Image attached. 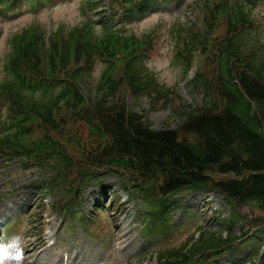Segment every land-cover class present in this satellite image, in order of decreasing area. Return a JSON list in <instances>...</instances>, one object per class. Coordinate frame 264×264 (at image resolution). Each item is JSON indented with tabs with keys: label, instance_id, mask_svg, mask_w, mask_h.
<instances>
[{
	"label": "trees",
	"instance_id": "16d2710c",
	"mask_svg": "<svg viewBox=\"0 0 264 264\" xmlns=\"http://www.w3.org/2000/svg\"><path fill=\"white\" fill-rule=\"evenodd\" d=\"M138 1L126 0V3ZM141 1L144 5L148 0ZM250 3L251 0H213L201 8L203 32L197 36L198 40L216 45L212 34L220 19L225 18L231 35L217 44L218 86L212 87L204 75H198L210 97L202 109L184 111L186 119L179 130H153L143 116L127 110L125 106L108 104L122 88V82L114 78L116 61L121 60L127 80L125 85L134 96L150 92L158 94L161 90L155 87L154 76L145 71L140 62L143 51L151 47L153 40H150V34L125 36L107 25L100 37H96L92 24L86 25L89 27L83 31L80 28L72 30L70 37L77 43H83V46H75L74 54L68 45L61 46L58 52L51 49L58 33L53 35L50 47L45 48L43 29L42 33L31 32L33 35L27 34L15 43L13 40L11 55L7 57L5 72L0 79V100L7 101L10 109L12 104L17 105L20 119H28L26 123L42 120V117L44 124L55 126L57 122L53 111L63 100L68 107L86 106V103L72 83L66 82L58 93L51 89L54 79H40L34 71L37 64L45 58L50 65L53 62L68 67L82 59L92 61V52L94 55L99 52L112 65L105 76V86L109 90L92 106L104 118L95 120H103L101 125L92 126L91 119L86 122L97 138L102 137V130L109 133L111 146L95 152V160L103 166L115 168L117 172H133L146 182L133 187L141 189L139 192L144 194L151 211L147 233H166L169 198L185 189L215 187L225 195L231 206H257L264 211V46L258 45L256 37H249L247 32L254 31L252 15L247 11ZM194 38H191V44ZM87 44H92L93 48L89 49ZM117 53H121L122 57L117 58ZM83 69V66L77 68L79 71ZM77 75L79 73L73 76L75 80ZM42 86L48 93L39 95L44 98H36L35 92L40 93ZM106 108L110 112H104ZM74 113L86 116L82 111ZM25 124L13 123L10 130L0 136V156L8 153L7 146H14L20 141L22 128L25 135ZM191 134L195 137L193 140L187 137ZM49 149L57 158L60 169L68 170L71 160L57 141L48 139L37 147L39 152H48ZM211 172L236 177L217 181L209 176ZM68 190V197L71 198L72 189ZM236 219L240 220L237 213L231 218L230 230ZM258 226V231L264 233V219L259 221ZM224 242L226 239L222 235L211 232L210 236L202 235L191 248L170 250L164 258L175 261V264H192L197 259L206 258L207 250H216Z\"/></svg>",
	"mask_w": 264,
	"mask_h": 264
},
{
	"label": "rangeland",
	"instance_id": "374dc122",
	"mask_svg": "<svg viewBox=\"0 0 264 264\" xmlns=\"http://www.w3.org/2000/svg\"><path fill=\"white\" fill-rule=\"evenodd\" d=\"M79 1L80 0H71L66 6L62 5V7L54 10L45 7L44 10L40 11L38 14H33L31 11L26 12L18 19H7L0 13V68L4 62L6 53L9 51L8 39L13 33L19 31L24 26L29 25L32 22H41L42 24L47 25L48 28L58 23L65 24L66 26H72L82 19L79 15ZM194 1L196 0H171L165 5H155L152 10V15L147 14L145 18L136 17L134 23L129 25L126 29L128 32L142 34L146 31H151L152 28L159 27L158 31L160 34L156 36L153 50L147 53L145 60L147 66L158 74L160 81L166 87H175V94L170 97L171 100L168 103L163 100L153 101L148 97L135 99L126 89H123L120 94L121 98L128 102L131 110L146 115L152 122L153 127L156 129H161L165 125H169L173 128L177 127L182 120L174 117V115H178L185 106H194L196 104L201 105L205 99L203 92L195 88L189 81L197 71L209 69L208 72H210L211 64L207 61L206 55L203 52H200L198 54V62L194 66L193 71H191L190 75H185L181 66L182 64H180L181 56L178 59L174 57L176 49H173L174 42L170 31L172 25L178 21L184 24H189L190 21L194 20V15H192L190 11H187V5ZM108 2V0L103 1L104 7L101 10L102 12H104L103 10L107 11L102 14L98 13L96 20L100 21L103 17H109L110 14L113 13L107 9L109 8ZM110 3L116 5V3H113L112 1H110ZM157 10L158 12L160 11V13H157ZM253 12L257 19L258 26L264 29V3H258L253 9ZM121 17L122 11L118 12L115 20L119 21V18ZM225 33V27L221 26V28L219 27L217 30L216 36L223 37ZM101 69L102 64H97V67L94 69L93 76L88 78L87 81L83 83V90L86 96L95 98L98 94L97 82L99 80ZM79 123V121L76 122V124ZM77 128L79 131H86L84 124L78 125ZM40 132L41 129H38L36 135L41 136L39 135ZM78 136H81L82 141H84V139L87 138V133L84 135L78 133ZM78 154L82 156V154ZM44 176L45 173L40 170H26L18 164L0 161V198L2 199V201H0V221H2L3 224L8 223L13 225L16 223L17 216L19 220H22V223L20 224L21 233L18 237V243L21 244L22 242L25 248L28 249V254H30L29 257L25 254L26 257L23 256L20 259L11 260L9 259L10 256L5 258V251L0 264H52L55 262V259L64 260V264H77L78 262L84 263V260L88 259V253L91 252V249L88 248L85 250L82 248L84 244L82 242L84 232L80 230L79 227L77 228L76 225L80 223L81 218L76 219L74 222H70L66 220L65 217L59 216L50 207L44 215L36 217V221L29 226V224L33 221L29 219V215L32 214V212L38 213L37 207L39 205H44L46 203L51 205L53 201L58 199L57 196L59 193L54 187L50 190L47 187L45 189L47 194L44 192L41 193L39 185L35 182H40L44 179ZM220 178L224 177L220 176ZM121 179L122 178L120 176H111L107 174L105 176L104 185L100 187H97L98 185L95 182H88L86 184L87 198L94 201L95 199H98L97 195L100 194L99 197L106 198V201L109 200L110 202L108 204L110 205L119 195L123 201L126 200L130 196L122 190ZM108 188H111L110 192L105 191V189ZM102 191H105L104 194H102ZM205 193L208 192L185 191L182 198H174L178 204L181 203V208L175 209L172 214V227L178 233L172 235V241L168 242L170 247L182 244L187 237L195 231V224L205 225L206 228L209 231L212 230V232L219 229L225 230V222L231 215L230 207L226 206L224 198L218 192L210 191L209 195H207L209 207H204L205 211L203 212L202 203L204 201L203 199L206 198ZM132 200L135 202L131 201V204L130 202L127 203V209L123 207L121 208L117 203L113 205L112 210L107 207L106 210L101 211L100 221L103 220L108 223L109 229L107 228V233L112 235V240H116L118 230L113 217L120 208L123 209L124 212L118 221L120 223L119 234L121 236L122 234L127 235L133 239L136 238V240L132 242L129 250L130 252H135L134 254H138L140 252L143 253L133 257H128L130 254L129 252L126 253L128 256L122 254V264H127L123 262L127 260L130 261L128 262L129 264H159L155 245L154 249H152L144 240L140 238L139 232L142 226L140 218L137 221L134 219V215H132L135 214L133 210H137L139 213L137 215H140L144 213V209H141L139 200L136 198H133ZM99 203H101V201ZM105 205L107 204L105 203ZM90 210L91 206L86 203L83 214L87 217L91 216L92 214L90 213ZM217 212L220 213L219 218L217 216L213 217L217 214ZM241 213L246 216L252 214L247 207L241 208ZM252 225L253 223H249L246 230L254 232L256 228ZM36 227L37 230H34ZM41 228L44 230L41 237H45L43 239V243L45 239L47 244L54 241L47 238V236L52 233L58 232L60 233V236L57 238V242L55 244L49 247L43 245L40 249L34 250L36 246H40V236L38 232H40L39 230ZM234 231L235 234H240L239 226H236ZM74 237H79L78 239L82 242V244L79 240H76V243L74 244L72 240ZM63 241L68 242L69 244L65 246ZM253 242V244L257 243V239L256 242ZM253 244L251 247L258 248L257 245ZM240 248L247 251L246 248H248V246L243 245ZM7 253L11 255V249H9ZM247 254L243 252L241 254V258ZM66 259L68 260V263H66ZM225 261L229 264L237 263L236 259L229 262L228 257H224L222 262ZM256 264H264V247L261 248L260 256L257 259Z\"/></svg>",
	"mask_w": 264,
	"mask_h": 264
}]
</instances>
